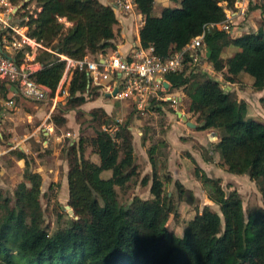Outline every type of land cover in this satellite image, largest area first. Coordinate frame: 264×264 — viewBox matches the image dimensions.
Returning <instances> with one entry per match:
<instances>
[{"label":"trees","instance_id":"16d2710c","mask_svg":"<svg viewBox=\"0 0 264 264\" xmlns=\"http://www.w3.org/2000/svg\"><path fill=\"white\" fill-rule=\"evenodd\" d=\"M11 1L17 5L22 0ZM135 1L144 16L140 43L152 45L163 59L199 34L205 23L225 18L219 3L222 0H182L180 6H164L159 12L154 10V0ZM226 1L229 6L234 2ZM30 3L35 4V10L27 13L28 20L21 15L19 23L27 25V34L42 43L36 54L42 66L34 76L53 91L66 67L62 54L81 58L116 48L117 15L111 4L100 0H28L22 8ZM67 21L72 24L67 25ZM205 42L208 60L215 70L223 71L226 80L234 82L246 72L252 76L253 86L264 90V22L257 30L239 35L225 30L209 32ZM230 45L238 49L224 57ZM189 68L187 63L181 71L166 75L169 90L181 89L188 97L178 106L185 105L187 112L196 115L198 130L217 131L213 142L217 158L229 172L248 174L264 204V122L250 117L248 102L226 90L209 70ZM68 73V108L100 95L99 86L92 85L85 69L70 68ZM157 102L153 105L157 114L166 108L176 113L170 100ZM90 112L100 125L110 120L104 108ZM66 120L61 114L53 115L57 125ZM117 124L114 133L98 127L92 135L81 136L68 146V204L73 214L54 230L45 224L40 200L42 175L32 170L23 151H17L25 158L29 184L21 181L14 199L3 196L0 188V264H264V207L255 205L245 212L239 190L233 187L227 191L220 177L208 176L198 164L196 176L208 184V197L220 210L208 204L198 208L181 234L168 225L178 204L165 193V181L156 166L151 176L146 173L141 179L143 184L150 180L151 197L135 195L129 203H122L116 186L127 187L140 170L130 120ZM88 146L98 153L99 162L85 157ZM149 152L153 160L152 147ZM105 170H110L108 176H104ZM175 186L179 198L189 195L190 202L194 201L193 191L180 180H175Z\"/></svg>","mask_w":264,"mask_h":264},{"label":"rangeland","instance_id":"374dc122","mask_svg":"<svg viewBox=\"0 0 264 264\" xmlns=\"http://www.w3.org/2000/svg\"><path fill=\"white\" fill-rule=\"evenodd\" d=\"M181 1L167 0V5L170 7L180 6ZM251 5L253 9H261L264 7V0H257ZM25 10H35V4L30 3L25 7ZM158 10L159 5L157 4L155 12ZM257 18L254 16L253 21L259 25L262 17ZM20 19L21 16L17 17L16 21ZM246 24L247 22L244 25L235 26L233 35L244 32V28H247ZM249 29L254 30L253 27ZM229 48L225 50L224 55L231 51L233 53L238 49L235 45H230ZM217 73L220 77V83L226 85L227 90L234 91L240 98L252 104L253 108H251L249 116L255 115L257 118L254 117V119L264 122V99H261L264 90H258L253 86L251 83L252 76L244 72L237 77L236 81L232 82L224 78L223 71ZM69 87L70 79L66 77L54 107L52 100L49 98L44 101L18 98L17 108L12 112L10 111L7 118L0 120V188L2 194L14 199V191L18 184L21 181L29 184V177L25 172V158L19 157L17 154V151L21 150L26 154L32 170L39 173L43 172L40 173L43 178L40 200L44 210L45 224H48L51 230L64 225L68 214H72L66 207L69 197V187L66 181L68 177H66L65 172L66 166L69 169L68 146L79 141L81 136L92 135L95 129L98 127L103 128L104 124L116 126L118 120L123 123L127 119L130 120L133 131V144L140 175L134 177L127 187L120 188V186H116L118 198L122 203H129L135 195L142 198L151 197L150 180L149 183L143 184L141 179L146 172L150 176L152 175L154 165L158 174L165 181V193L171 194L175 203L178 204L177 213H171L168 221L169 227L177 234L182 233L198 208L201 209L208 204L213 210L219 211V206L208 198V184L203 179L196 178L195 166L197 163L191 156L194 152L197 160H200L206 166L208 176L220 177L222 185L227 191L233 187L239 190L245 212L255 205L264 207L255 181L248 174L229 172L221 164L220 159L217 158L218 151L213 143L214 140H217L213 135V133L216 135L217 131L215 129L198 130L196 127L187 125L186 122L180 119L178 114L167 108L163 110V114H157L155 111L146 114L145 110L141 111L137 108L133 110L131 106L125 105L126 101L116 100L101 93L98 96L99 98L97 97L98 100H87V102L70 109L68 108L69 104H67L68 94L63 93V90H69ZM167 93L171 96H181L183 101L188 100L181 89L168 90ZM93 104L101 105L99 108L106 110L110 120L102 125L94 121L90 112L91 108H96L92 107ZM131 110L134 111L132 114ZM178 110H185L188 113L185 105L179 106ZM55 114L65 116L66 122L63 125L55 124L52 121ZM189 115L191 121L196 123V115L192 112H189ZM69 121L70 123H68ZM52 126L54 129L50 137L46 139L47 135L44 134V131H48ZM166 135L189 140L187 143H183L180 152L177 148L170 153ZM193 136H196V138H193ZM151 147L153 160H151L149 152ZM84 155L86 158L99 162V155L93 151L91 146L87 147ZM172 171L175 177L183 179L185 182L183 183L187 187H192L194 193L196 192L197 197L194 196L192 203L189 195L179 198L175 180L170 175ZM109 174L110 170L104 171V176ZM58 214H62L60 219Z\"/></svg>","mask_w":264,"mask_h":264},{"label":"built area","instance_id":"2783aa9c","mask_svg":"<svg viewBox=\"0 0 264 264\" xmlns=\"http://www.w3.org/2000/svg\"><path fill=\"white\" fill-rule=\"evenodd\" d=\"M256 1L234 0L230 6L226 0L220 1L224 7L225 18L205 23L199 34L165 59L154 52L152 45L145 47L140 43L127 55L111 48L81 58L62 54L61 57L66 60V67L59 85L53 91L48 85L37 81L34 76L35 71L42 66L36 60L37 50L43 47L42 43L27 34V25L16 21L21 15L28 20L27 13L32 11L22 7L15 11L17 5L11 0H0V87L6 86L11 93L4 102L11 103L15 94H21L34 100L44 101L49 98L54 107L63 81L66 77L70 79L68 70L79 68L86 70L92 85L99 86L102 95L124 100L127 106L145 110L146 114L155 111L153 105L158 104L157 101L170 100L171 104L176 106L182 102V97L168 95L170 82L166 75L181 71L188 63L190 68L195 67L196 71L202 69L209 70L212 74L215 72L214 77L219 79L217 70L215 71L208 60L209 48L205 42V35L215 30H225L233 34L235 26L240 20L246 19L250 5ZM110 4L116 14L119 10L128 11L137 7L135 0H111ZM187 59L189 60L186 62ZM164 81L168 82V86ZM223 86L227 90L226 85ZM115 89L116 92L113 94ZM68 92L63 90V93L69 95ZM117 128L118 124L103 125V129L111 133Z\"/></svg>","mask_w":264,"mask_h":264},{"label":"crops","instance_id":"0c3cea01","mask_svg":"<svg viewBox=\"0 0 264 264\" xmlns=\"http://www.w3.org/2000/svg\"><path fill=\"white\" fill-rule=\"evenodd\" d=\"M102 1L104 4H110V1L111 0H100ZM157 4L159 5V10L157 12H159L164 6H168L167 5V0H154V10L157 6ZM40 9V8H39ZM250 11H249V15L246 17L245 20H240V22L237 24V26L240 24H243L247 22V28H244V31H247V30H250L249 28L253 27L254 30H257L258 27L264 22V7L261 8V9H257V8H254L252 7V5H250ZM117 22L115 23L114 25V32H115V37L113 39V43L115 44V47L116 48H111V50H118L121 54H124V55H127L130 50L134 47V46H137L139 45L140 43V35H139V32H140V29L144 23V16L143 14L138 10V8H134L133 10H128V11H120L117 12ZM262 17V20L259 21V25H257L256 23L257 22H254L253 21V17ZM257 18V19H258ZM252 20V21H251ZM243 21V22H242ZM67 25H71L72 23L67 21L66 22ZM243 33V32H242ZM241 34V33H240ZM239 35V34H237ZM141 44V43H140ZM230 49L229 46L226 48V50ZM232 52V51H231ZM227 53L226 55H224V57H228L230 56L231 54H233L235 51H233V53ZM37 60V59H36ZM38 61V60H37ZM216 71V70H215ZM218 72V71H216ZM243 74V73H241ZM240 74V75H241ZM239 75V76H240ZM217 79V78H216ZM220 80V78L218 79ZM253 81H251L252 83ZM60 83V82H59ZM59 85V84H58ZM70 90H66V92ZM70 94V93H69ZM8 95H11L9 89L4 86V85H1L0 87V120H4L5 118L8 117L9 115V112L13 111L15 108H17V99L18 98H24L26 100H31V101H41V100H34V99H30V98H27L21 94H15L13 97H12V102L11 103H8V104H5V99L7 98ZM108 97V96H107ZM242 97V96H241ZM99 98V97H98ZM98 98L96 99H92L93 101H96L98 100ZM91 100V101H92ZM248 104L251 108L252 107V104L248 101ZM125 105L127 106L126 102H125ZM179 105V104H178ZM178 105L176 106H173L175 109H176V114H177V110H178ZM92 107H101V105L99 104H93ZM130 107V106H129ZM132 107V106H131ZM92 109V108H91ZM183 112L185 114H187L188 118L191 120V117L189 115V112L186 113L185 110H183ZM252 117H256L255 115H253ZM257 118V117H256ZM181 119V117H180ZM53 121V119H52ZM54 122V121H53ZM70 123V121L68 122ZM197 124V122H196ZM72 126V124H70ZM53 126L48 130V131H44V134H46V139L50 137L52 131H53ZM208 130V129H207ZM69 133V131H68ZM213 135L216 137L217 139V134L215 135L213 133ZM166 138L168 140V144H169V151L170 153L174 150H176L177 148L179 149V152L180 150H182V147H183V143H187L188 140L185 139V140H182L180 138H175L173 137V135H166ZM193 138H196V136H193ZM198 139V138H197ZM147 141V140H146ZM145 141V142H146ZM215 141V140H214ZM144 142V143H145ZM143 143V144H144ZM188 151V150H187ZM186 151V152H187ZM195 151V150H194ZM195 162L206 172L207 171V168L206 166L203 165V163L199 160H197V158L195 157V153L193 152L192 155H191ZM67 171H68V166H66V174H67ZM40 173H43V172H40ZM147 173V172H146ZM172 179L174 180H182L181 182L183 183L184 180L183 179H180V178H177L175 177L173 171L170 173ZM67 177V175H66ZM198 178V177H196ZM67 183H68V179L66 180ZM185 183V182H184ZM183 183V184H184ZM185 185V184H184ZM186 186V185H185ZM69 187V185H68ZM187 187V186H186ZM189 189H191L193 191V188L192 187H187ZM194 193V191H193ZM68 196H69V193H68ZM194 196L197 197V194L196 192L194 193ZM209 198V197H208Z\"/></svg>","mask_w":264,"mask_h":264},{"label":"water","instance_id":"95a60500","mask_svg":"<svg viewBox=\"0 0 264 264\" xmlns=\"http://www.w3.org/2000/svg\"><path fill=\"white\" fill-rule=\"evenodd\" d=\"M27 1H28V0H22L21 3L17 4L18 6H15V11H17L18 9H20L21 7H23V5H24ZM164 84H165L166 86H168V82H167V81H164ZM115 92H116V89L113 91V94H114ZM177 114L181 117V119H182L184 122H186L187 125H190V126L196 127L197 124L194 123V122H192V121L188 118L187 114H185L183 111H181V110H177ZM66 207L68 208V211H69L70 213L73 214V209H72V207L70 206V204H67Z\"/></svg>","mask_w":264,"mask_h":264}]
</instances>
